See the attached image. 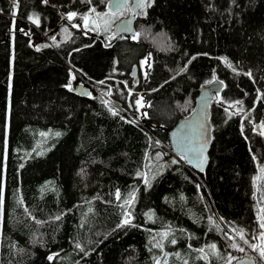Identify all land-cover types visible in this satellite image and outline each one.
I'll list each match as a JSON object with an SVG mask.
<instances>
[{"label":"trees","instance_id":"obj_1","mask_svg":"<svg viewBox=\"0 0 264 264\" xmlns=\"http://www.w3.org/2000/svg\"><path fill=\"white\" fill-rule=\"evenodd\" d=\"M17 1L0 0V264H233L245 255L226 224L246 238L261 229L264 0H143L137 34L113 45L69 22L51 41L44 34L109 0ZM218 78L201 172L172 152L169 129ZM81 80L88 97L67 87ZM110 89L117 112L105 102Z\"/></svg>","mask_w":264,"mask_h":264},{"label":"water","instance_id":"obj_2","mask_svg":"<svg viewBox=\"0 0 264 264\" xmlns=\"http://www.w3.org/2000/svg\"><path fill=\"white\" fill-rule=\"evenodd\" d=\"M143 0H109L108 8L113 12L121 11L129 4L130 13L114 23L113 32L117 34L114 39L107 40L103 34H97L105 45H113L116 41L124 38H132L137 34L136 19L140 4ZM66 19L63 16L56 27L46 33L50 36L58 31ZM80 22V17H77ZM76 21V20H74ZM71 90L82 97L91 95V88L83 82L70 83ZM224 82L214 79L200 87L196 97L193 111L186 117L180 119L169 129V141L174 154L182 156L187 166L197 171H205L210 161V148L213 139V126L211 123V103L216 94L222 91ZM154 156L163 158L161 151H155ZM199 165V166H198ZM233 264H259L251 254L237 257Z\"/></svg>","mask_w":264,"mask_h":264},{"label":"rangeland","instance_id":"obj_3","mask_svg":"<svg viewBox=\"0 0 264 264\" xmlns=\"http://www.w3.org/2000/svg\"><path fill=\"white\" fill-rule=\"evenodd\" d=\"M76 15H78L77 17H80L83 20V25L88 30L95 32V33H107V35L109 36L112 34V28H113L112 20L114 19V16H115L113 11L106 9V10H102L98 12L95 10L92 13L87 12L84 14H76ZM48 40L51 41V37H49ZM13 43L14 41H12V44ZM13 58H14V50L12 48L11 50V70L13 69ZM145 64L146 63H144L143 65ZM135 70L138 71V68ZM81 82L83 81L81 80ZM107 97L108 96L106 93L105 100L108 101ZM134 117H135V122H140L139 118H137L136 116ZM160 142L164 146H167L163 141H160ZM170 160L171 162H174L175 160H177V157L175 155L171 156ZM255 191H256L257 198L259 200L260 216L264 217V164L258 168V176H257V183H256ZM261 217H260V224H261ZM125 219H128L131 221L132 215L129 212H127V215L124 217V220ZM230 227L231 225L226 224V233L233 237V240L235 244L238 246V248L243 249L245 254L253 255L257 259L259 264H264V255H262L260 251L261 248H264V239H262V235H261L262 233H264V228H261L251 238H246L244 235H243V238H241L240 233L243 234V232L242 231L238 232V230L237 231L231 230L229 229ZM252 245H256L257 247L254 248Z\"/></svg>","mask_w":264,"mask_h":264},{"label":"flooded vegetation","instance_id":"obj_4","mask_svg":"<svg viewBox=\"0 0 264 264\" xmlns=\"http://www.w3.org/2000/svg\"><path fill=\"white\" fill-rule=\"evenodd\" d=\"M75 15L74 16H71L70 17V15H68V16H66V19L63 21V22H69V23H72V24H76V25H79V27H81L82 28V30H83V32L86 34V35H89L90 37H94V35H95V38L97 37L96 36V33H94V32H92V31H90V30H88L84 25H83V20L82 19H80V22L77 20V16L78 15H76V13H74ZM123 16H125V15H123ZM123 16H121V17H123ZM120 17V18H121ZM74 20H76V21H74ZM44 32V31H43ZM46 33L48 32V31H45ZM44 32V34H45V36H46V33ZM54 34H51L49 37H51V36H53ZM117 36V34L116 33H114L113 32V29H112V34L109 36V39L111 40V39H114L115 37ZM48 39H49V37L48 36H46ZM131 39V38H130ZM135 70V69H134ZM136 71V70H135Z\"/></svg>","mask_w":264,"mask_h":264},{"label":"bare ground","instance_id":"obj_5","mask_svg":"<svg viewBox=\"0 0 264 264\" xmlns=\"http://www.w3.org/2000/svg\"><path fill=\"white\" fill-rule=\"evenodd\" d=\"M76 84V83H75ZM113 92V90H109V92L107 93V96L109 97V95ZM91 94H92V89H91ZM107 97V99H108ZM106 99V98H105ZM106 102V105L113 111V112H117L119 110V108L117 107V105H113L109 102V100H105ZM130 115L129 116H126L125 114H123L124 118L127 120V121H130V122H133V123H140V122H135V115H133L131 112L127 111Z\"/></svg>","mask_w":264,"mask_h":264},{"label":"snow or ice","instance_id":"obj_6","mask_svg":"<svg viewBox=\"0 0 264 264\" xmlns=\"http://www.w3.org/2000/svg\"><path fill=\"white\" fill-rule=\"evenodd\" d=\"M74 15H75V14L72 13V14H70V17H71V16H74ZM67 87L71 88V85L69 84V85H67ZM137 103H139V101H138ZM198 166H199V165H198ZM124 223H125V224L130 223V220L125 219V220H124ZM260 227H261V228H264V217H261V224H260ZM240 235H241V238H243V234L240 233ZM261 235H262V239H264V233H262ZM252 246H253L254 248L257 247L256 245H252ZM212 247H215V246L213 245ZM240 250L242 251L243 249H240ZM260 251H261V254L264 255V248H261ZM50 259H51V257H50Z\"/></svg>","mask_w":264,"mask_h":264},{"label":"built area","instance_id":"obj_7","mask_svg":"<svg viewBox=\"0 0 264 264\" xmlns=\"http://www.w3.org/2000/svg\"><path fill=\"white\" fill-rule=\"evenodd\" d=\"M10 1H11V3H12L14 8H16L18 6V1L17 0H10Z\"/></svg>","mask_w":264,"mask_h":264}]
</instances>
